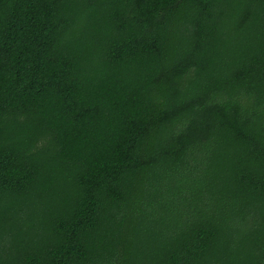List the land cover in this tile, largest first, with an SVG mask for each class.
<instances>
[{"label": "trees", "instance_id": "16d2710c", "mask_svg": "<svg viewBox=\"0 0 264 264\" xmlns=\"http://www.w3.org/2000/svg\"><path fill=\"white\" fill-rule=\"evenodd\" d=\"M0 264H264V0H0Z\"/></svg>", "mask_w": 264, "mask_h": 264}]
</instances>
